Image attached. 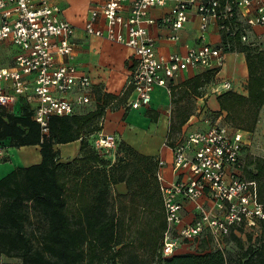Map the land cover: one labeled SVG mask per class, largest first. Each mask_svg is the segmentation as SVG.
Masks as SVG:
<instances>
[{
	"label": "built area",
	"instance_id": "built-area-1",
	"mask_svg": "<svg viewBox=\"0 0 264 264\" xmlns=\"http://www.w3.org/2000/svg\"><path fill=\"white\" fill-rule=\"evenodd\" d=\"M168 3L169 11L162 17L148 16L151 8ZM191 11L199 16L202 31L214 22L227 35L239 30L241 41L247 40L248 26L264 24V0H103L90 8L85 33L133 50L135 63L127 85L134 97L129 107L147 106L156 86L170 92L173 79L188 67L222 65L227 42L202 43L185 53L157 52L148 25L160 22L169 29L168 38L178 40ZM100 20L105 29L98 25ZM74 31V25L60 17L59 7L48 0H0V47L15 48L11 63L0 60V105L9 107L21 97L31 106L42 133L48 132L50 117L77 113L93 96L89 75L72 62ZM230 88L228 80L213 87L214 91ZM202 121L203 126L182 132L171 146V179L163 172L165 160L157 161L155 177L166 221L163 256L174 253L182 242L197 245L205 237L224 251L233 226L264 221L256 180L242 174L243 131L219 116L205 115ZM114 143L113 134L99 131L93 146L102 151ZM4 149L0 145V158ZM186 202L193 206L192 218L178 227Z\"/></svg>",
	"mask_w": 264,
	"mask_h": 264
},
{
	"label": "trees",
	"instance_id": "trees-1",
	"mask_svg": "<svg viewBox=\"0 0 264 264\" xmlns=\"http://www.w3.org/2000/svg\"><path fill=\"white\" fill-rule=\"evenodd\" d=\"M239 38V30L234 35L222 33L221 42L228 43L223 45L224 52L237 50L245 55L246 94L231 89L217 94L218 109L214 110V118L224 112L223 122L252 131L264 105V50L250 42H241ZM216 72L217 68H209L184 80V94H201L203 86ZM174 89L172 84V101H175ZM126 96L124 92L123 98ZM115 97L111 93L97 92L93 109L50 117L47 133L41 132L26 102L20 103L17 112L0 105V145H38L41 157L37 163L17 166L0 177V261L7 257L20 259V264H106L103 252L113 246H122L118 236L119 221L108 212L107 205L111 186L123 182L126 192L122 195L130 199L141 197L143 208H149L157 222L150 225L147 241L157 255L154 264H264V245H249L234 260H227L225 251L214 248L210 241L199 246L202 239L193 250L167 256L161 254L166 221L155 177L159 157L140 153L120 141L117 150L122 153L117 160L109 162L101 159L102 151L93 146L105 107ZM191 113L189 106L177 113L179 130ZM173 128L170 123L168 137ZM74 140L80 142L78 155L60 161L57 145ZM243 160V176L256 180L259 197L264 200V157L248 154ZM75 164L77 167L71 170ZM69 177L74 178V189L79 193L72 217L66 211ZM87 191L91 192L89 199L85 198ZM33 214L43 219V232L27 231ZM261 224L264 227V221ZM232 237L242 247L240 237ZM117 251H113L114 255Z\"/></svg>",
	"mask_w": 264,
	"mask_h": 264
},
{
	"label": "crops",
	"instance_id": "crops-1",
	"mask_svg": "<svg viewBox=\"0 0 264 264\" xmlns=\"http://www.w3.org/2000/svg\"><path fill=\"white\" fill-rule=\"evenodd\" d=\"M48 1L59 7V15L61 18L74 25L75 31L73 39L75 41V48L72 62L79 70L89 75L92 82L93 97L89 103L80 107L77 110V113L85 112V108L86 111L93 109L96 105V94L99 91L101 93L107 92L116 95L115 98L110 99L105 107L104 114L100 119L101 128L99 131L113 134L117 143L124 141L133 147L132 141L137 139V137H133V135L137 134L139 130L142 131V137L144 140L146 133H144L141 128H144L146 132L150 131V128L153 125H158L157 123H153L152 119L156 117L158 121L160 120V122H163L161 121V116L165 114L163 112V106L180 103L184 96L189 95L184 94L185 86L182 82L200 73L201 71L207 70V68L203 67H188L187 69L181 71L173 79V86H175L176 90L183 87L182 93L178 97L175 96L173 98L175 101L170 100V93L164 87L156 86L151 93V100L147 106L131 108L128 105L134 97V93L131 88L128 87L127 79L135 63L132 48L121 43L108 40L103 36L89 35L83 30V24L88 17L90 8L101 3L103 0ZM170 6L171 4L168 3L163 7L151 8L148 12V16L160 18L169 11ZM240 17L243 19L242 15H240ZM98 25L104 29L106 28V24L102 20L98 22ZM197 27H199V16L191 11L189 20L179 31L180 37L178 40L169 39L167 36L169 29L160 22L148 25V30L155 38L157 52L163 55L171 52L185 53L189 47L200 45L202 43H211L215 45L221 41V35L224 31L220 30L216 23L211 22L209 26L201 32L197 31ZM246 35V41H241L239 38L241 42H250L251 44L264 50V24L252 27L248 26ZM14 52L15 48L11 45L4 44V46H1L0 60L2 63H11V56ZM216 68L217 72L214 78L203 86L202 93L196 96L189 95L193 101L192 104L196 105L197 108L192 111L186 122L181 126V133L203 126L202 118L205 116L203 115L204 110L214 112V110L218 109L216 95L225 90L214 91L213 87L215 85L224 80H228L231 83V90L243 95L246 94L248 69L243 52L237 50L224 52L223 63L220 67ZM124 92L127 94L125 98H123ZM23 101L24 100L20 97V103ZM87 105L91 106L87 107ZM7 108L17 112L13 109L14 105ZM223 115L224 112L218 116L222 119ZM212 118H214V116H212ZM167 123L165 138L163 143L161 142L163 144L161 148V143L156 146L153 153L145 148H140V150L135 147L133 148L145 155L163 158L166 162L163 172L166 178L171 179L173 177L170 164L171 146L177 138L173 136L170 139V137L167 136L170 124L169 122ZM242 131L245 132L244 136H246V133L248 136V140L246 141L242 151V158L245 159L248 152L251 154H259L260 151L258 152V148L257 152H255V149L257 144H264V105L260 108L255 128L252 131ZM168 141L170 142L169 145L167 143ZM79 143V140H74L72 142L57 145L60 152L59 156L61 157V154H64L62 149H60L61 145H71V148H69L68 152L64 154V156H68L69 160L72 159L78 155ZM121 153L122 151H119V154ZM40 158L38 145L20 146L16 149L7 147L4 149L3 157L0 158V175L3 176L5 171L9 172L17 166H27L24 161L37 163L40 161ZM60 161L67 160H61L60 158ZM242 174L244 175V172ZM115 187L120 194H124L126 192V186L123 182H118L115 184ZM192 207L191 203H185L184 210L182 212V221L178 227L191 220L193 210ZM190 245L191 242L185 241L180 244L178 249H183L184 252L190 251Z\"/></svg>",
	"mask_w": 264,
	"mask_h": 264
},
{
	"label": "rangeland",
	"instance_id": "rangeland-1",
	"mask_svg": "<svg viewBox=\"0 0 264 264\" xmlns=\"http://www.w3.org/2000/svg\"><path fill=\"white\" fill-rule=\"evenodd\" d=\"M197 31L201 32L200 26L197 27ZM95 90V88H94ZM183 91V87L178 88L177 90L174 89V97H178ZM93 92V90H92ZM170 93V92H169ZM93 97V96H92ZM192 99L189 97V95H186L183 97L180 103H175L174 105H165L163 106V112L166 114L161 116V121H158L155 117L152 119L153 123H157V126H153L150 128V131L146 132L144 128H141L144 133H146L145 138L143 140L142 137V131L139 130L137 134H134L133 137H137L136 140L132 141L133 147L140 150L146 149L148 151L154 152V149L156 146H158L161 142L163 143V140L165 138L166 133V127L167 122L171 123L172 132L170 133V139L171 137L175 136L176 138L181 136V132L179 128L177 127V113L183 108V107H190V112L197 108L196 105L192 104ZM91 105H87V107H90ZM20 108V98H17V100L14 103V110L18 111ZM202 108V107H201ZM204 109V108H203ZM201 109V110H203ZM86 111V108L84 109ZM198 115V114H197ZM203 115L207 116H215L214 112H209L207 110H204ZM159 116V115H158ZM168 116V117H167ZM163 126V127H162ZM179 130V131H178ZM242 130V129H240ZM243 135H245V132H243ZM245 141L248 140V136L246 133V136H244ZM160 148L162 147V144ZM167 143H170L169 141ZM117 140H115L114 145L111 147L106 148L103 150V154L101 159L108 160L109 162H113L118 159L119 157V151L117 150ZM169 145V144H168ZM264 144H257V147L255 149V152H258L259 154H251L248 152V154L251 155H264ZM8 148H19L14 146H7ZM5 147V148H7ZM71 148V145H61L60 149H62V152L66 154ZM249 148V147H248ZM64 154H61L64 156ZM157 154V152H156ZM60 157L61 160H69L68 156ZM264 157V156H261ZM26 165L31 164L32 161H24ZM33 163V162H32ZM77 164L73 165L71 170H74L77 166ZM24 166V165H22ZM93 166V164H91ZM5 171L4 174H6ZM2 176V175H0ZM71 177V176H70ZM67 178V185L68 189L66 192V211L70 217H72L75 214V209L78 204L79 200V193L78 191H75L74 189V178ZM91 192L85 194V198L89 199ZM258 199L259 192H258ZM108 205L107 210L109 213H113L116 219L119 221V227H118V236L121 239V248L120 246H113L112 249L107 250L106 252H103V262L106 264H154V261L156 259V253L153 252V247L149 246L148 244V237L150 233L151 224H156L157 222L154 221L153 214L149 211V208L145 207L143 208L142 204H144L141 201V197L136 196L134 199H130L127 195L120 194L115 185L111 186L110 188V196L108 198ZM264 201V200H262ZM32 224L27 226V231L29 232L31 229L33 231L39 233L43 232L45 229V223L41 217L33 214L31 217ZM231 232L225 239V255L227 260H234L236 259L243 251L244 249L249 245H254L256 247H261L264 245V227H262L261 222H257L255 225H236L233 226L230 230ZM232 235H237L240 237L242 241V247L238 246L236 240L232 237ZM209 238L205 237L202 239V242L200 245H205V243H209ZM195 244L192 243L190 245V250L195 249ZM117 251V254L114 255L113 251ZM184 252L183 249H178L174 253ZM113 253V254H112ZM114 255V257H113ZM0 264H20V259L18 258H7L2 257Z\"/></svg>",
	"mask_w": 264,
	"mask_h": 264
}]
</instances>
